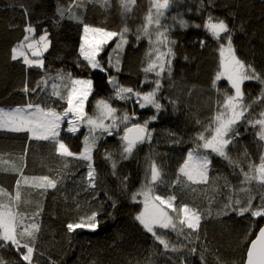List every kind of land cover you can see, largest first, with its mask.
Here are the masks:
<instances>
[{
  "label": "trees",
  "instance_id": "trees-1",
  "mask_svg": "<svg viewBox=\"0 0 264 264\" xmlns=\"http://www.w3.org/2000/svg\"><path fill=\"white\" fill-rule=\"evenodd\" d=\"M151 7L150 0H135L132 11L125 13L119 0H109V5H105L103 0H0V107L46 101L48 106L62 111L67 104L51 94L53 82L60 84L59 80L54 81L52 78L57 77L58 73H70L74 79L89 78L93 82V91L86 103L88 115L94 112L96 102L102 99L117 109V116L124 112L129 115L135 113V119L129 122L130 126L132 123L143 124L156 115V110L151 107L140 108L135 97L127 101L116 99L108 78L116 77L120 85L142 93L154 87L151 82L157 79L155 74H145L143 71L150 62L147 55L151 47L149 40L146 37L139 41L136 39L137 35H142L145 17ZM59 8H71V12H65L61 17ZM70 15L78 19L69 18ZM209 15L226 21L232 30L237 57L264 76V0H173L162 24L170 26L169 38L176 41L173 45L175 58L172 59L171 77L165 72L162 78L163 88L159 98L164 109L148 125L149 129L154 130L152 139L138 144L129 159L121 160L122 123L111 136L107 133L101 135L97 131L95 135L101 138L93 152L95 188L89 187L86 179L87 162L74 157L61 158L55 153L50 141L29 139L30 134L27 132L0 129V157H3L4 168L15 164L22 168L25 176L48 175L60 181L56 189L23 190L24 199L31 203L22 205V210L29 214L39 213L34 218L40 225V231L33 264H182L183 258L187 264H201V255L206 264H242L246 249L255 238L259 226L264 225V219H259L257 228L248 236L252 220L250 215H216L228 195L226 189L215 192L212 187L194 185L197 191L191 192L168 186L175 180L188 151L196 146L195 137L202 131V124L206 125L214 115L217 99H223L217 89L220 92L227 90L229 94L233 92L224 79L217 81L216 88H213L219 66V44L203 27ZM180 19L187 21L189 26L181 27ZM29 25L35 29L34 32L25 31ZM84 25L116 32L127 26L130 30L127 33L128 44L122 49L117 50V40L113 39L97 57L107 71L89 68L87 61L80 55ZM155 30L153 24L150 28L153 40L156 39ZM45 31L51 44L48 51L43 53V69L29 67L23 62L22 56L12 59L13 48L21 42L26 48L28 43L38 41ZM26 35L30 38L28 41H24ZM200 41L205 42L203 47ZM161 51L166 49L161 48ZM26 54L30 59H35L31 50H26ZM110 58L112 64L120 68L119 72L115 66H109ZM43 80H47V84H41L38 88V82ZM25 86L29 89L27 93L23 91ZM60 88L66 95L62 85ZM242 89L245 100L250 104L260 95L261 85L257 81H245ZM170 100L177 102L175 109ZM262 110L264 103L253 104L249 118L258 117ZM197 120L202 124H197ZM66 124L60 138L71 151L79 153L83 150L84 137L89 134V126L85 123L88 127L83 124L82 130L73 134L66 130ZM240 131L238 142L229 146V152L247 170L249 162L259 163L264 149L255 136V129L241 125ZM245 150L247 156L244 155ZM106 152L112 153L118 161L116 175H112L111 163L105 159ZM211 159L213 163L209 175L221 177L215 181V186H222L223 177H227L231 185L238 189L242 177L234 174L222 158L212 154ZM152 161L162 169L166 182L159 185L157 194L166 197L174 191L178 197L177 204H188L204 213L198 231L199 238L193 234L191 242L183 236L178 237L171 230H158L172 244L178 247L187 245L178 252L165 251L135 219L143 204L139 202V197L137 201L131 197L145 182L146 169ZM235 172L239 173V169ZM125 177L126 188L121 183ZM17 179H20L18 173L0 171V187L9 192H14ZM254 203H258V200ZM93 211L99 212L100 221L95 231L86 228L68 231L69 223H76ZM193 247L197 252L190 254L188 249ZM0 255L6 260H19L13 248L0 249ZM20 264L26 262L20 261Z\"/></svg>",
  "mask_w": 264,
  "mask_h": 264
},
{
  "label": "snow or ice",
  "instance_id": "snow-or-ice-1",
  "mask_svg": "<svg viewBox=\"0 0 264 264\" xmlns=\"http://www.w3.org/2000/svg\"><path fill=\"white\" fill-rule=\"evenodd\" d=\"M150 2L152 7L145 17L142 35H137L136 39L139 41L142 37H146L149 40L151 47L147 55L150 62L147 67L143 68V71L145 74H155L157 79L151 82L154 87H152L151 91L142 93L132 87L120 85L116 77L110 76L108 82L113 86L116 99L127 101L135 97V102L139 104L140 108H154L156 115L151 116L149 120H145L143 124L132 123L129 127V122L135 119V113L129 115L128 112H124L121 116H117V109L112 107L107 100H98L96 102V115L89 116L84 111V104L92 92V80L74 79L70 73L66 75L58 73L57 77L52 79L54 81L59 80L60 84L53 82L51 94L60 100L66 101V108L62 111H57L55 108L48 106L46 101L41 103L30 101L25 106L11 110L0 108V129L27 132L30 134L29 139L50 141L59 157H74L87 162L88 172L86 179L89 187L92 188L96 187L93 152L97 147L98 140L101 138L95 135L97 131L101 135L107 133L111 136L114 130L119 129V124H124V134L120 137L121 160L129 159L138 144L145 141L150 142L154 130L149 129L148 125L151 121L156 120L157 115L164 109V105L160 102L159 93L163 88V74L167 72L168 77L172 75L171 64L172 59L175 58L173 45L176 43L175 40L169 38L170 26L161 23L165 11L169 9L173 0H150ZM103 3L109 5V0H103ZM119 3L125 13H130L135 5V0H119ZM58 12L63 17L65 12H71V8H59ZM69 18L78 19V17L71 15ZM173 19L175 20L176 17H173ZM153 24L156 26L155 40L152 39L150 31ZM179 24L185 28L189 26L188 22L183 19L179 20ZM194 26L200 27V25ZM203 27L219 44V66L213 80V88H216L217 81L224 79L227 80L233 92L229 94L227 90L220 92L217 89L218 94L223 99H217L215 113L206 125L202 124L200 120L196 121L197 124H202V131L198 132L195 137L196 146L188 151L187 157L178 169L175 180L168 186L172 189L176 187H180L182 190L188 189L191 192L197 191V187H193L194 185L209 186L215 192H220L221 188L226 189L228 195L216 215L218 217L227 216L230 213H235L239 217H245L246 214L250 215L252 220L247 235L251 236L257 228L259 219H264V150H262L259 157V163L249 162L247 170H245L239 161L233 159L230 155L229 146L238 142V138L241 135V125H248L256 130L255 136L260 142V147L264 149V110L258 114V117L249 118L253 104L264 103V76H261L252 65L245 64L237 57L233 45L232 30L225 20L209 15ZM25 31L32 33L35 29L29 25ZM129 31L127 26L116 32L84 25L85 36L84 42L80 45V55L87 61L89 68L93 70L99 69L102 72L107 71L97 57L103 47L113 39L117 40V49H122L124 45L128 44L127 33ZM90 33L92 34L91 39L88 38ZM29 39L27 35L24 37V41ZM204 43V41H200L201 47L204 46ZM50 44L48 33L45 31L38 41L28 43L26 48L23 42L13 48L12 59L16 60L22 56L24 57L23 62L29 67L43 69V53L48 51ZM161 48L166 49V51H161ZM26 50H31V55L35 59H30L26 54ZM118 63L119 61H117ZM109 66H115L116 71H120L118 66L112 64L111 58ZM245 81H257L261 85L260 95L250 104L245 102V92L242 89ZM147 82L146 75L145 83ZM41 84L46 85L47 80L38 82L37 87L39 88ZM61 85L66 95L60 91ZM23 91L27 93L29 91L28 87L25 86ZM32 91H35V89ZM189 94H191V90ZM169 102L175 109L177 102L175 100H170ZM70 114L72 119L68 120L67 127L69 133L74 134L79 131L81 123H86L89 126V134L84 137L83 150L79 153L71 151L68 144L60 138L61 125L64 123L65 117ZM105 120H111V123L106 124ZM212 154L226 161L228 166L233 169L234 174L242 177L241 186L238 189L231 185L227 177H223L224 184L222 186H215V181L221 179V177H211L209 175L212 170ZM244 155H248L247 150H245ZM105 159L111 163L112 175H116L118 161L110 152L105 153ZM3 163V157H0V171L18 173L20 179L15 182L14 192H9L4 187H0V249L13 248L18 253L19 260H6L3 255H0V264H20V261H24L26 264H33L37 234L40 231V225L35 222L34 218L39 213L29 214L27 211L22 210V205L27 206L31 203V201L24 199L23 190L25 188L44 191L56 189L60 181L48 175L28 177L23 174L21 167L12 164L10 168L6 169L3 167ZM65 167H67V164H65ZM236 169H239V173L235 172ZM163 175L162 169L155 161H152L148 169H146L145 182L131 197L133 201H137V197H143L142 201H139L143 204V208L135 216V219L143 226L146 232L151 233L165 251L178 252L186 248L187 245L178 247L172 244L158 230H171L178 237L183 236L191 242L190 238L193 234H196L197 239L199 238L198 231L204 218V213L188 204H177L178 197L174 191L166 197L157 194L159 185L166 183ZM126 179L125 177L124 181L121 182L125 188L127 187ZM257 200L258 203H254ZM113 206H115V201H113ZM208 214H211L210 210ZM98 216L99 212L93 211L90 215L81 217L78 222L69 223L67 229L69 232L85 228L95 231L100 223ZM188 251L190 254H195L197 249L193 247L188 249ZM200 259L201 264H206L203 255H201ZM217 259L219 261V258ZM182 264H186L185 259H182ZM242 264H264V226H259L255 239H252L249 243Z\"/></svg>",
  "mask_w": 264,
  "mask_h": 264
},
{
  "label": "rangeland",
  "instance_id": "rangeland-1",
  "mask_svg": "<svg viewBox=\"0 0 264 264\" xmlns=\"http://www.w3.org/2000/svg\"><path fill=\"white\" fill-rule=\"evenodd\" d=\"M165 14H166V11H165ZM165 16V15H164ZM162 20H163V18H162ZM162 20H161V23H162ZM84 36H85V33H84ZM84 36H83V39H82V43L84 42ZM156 37V36H155ZM88 38L89 39H91L92 38V34L90 33L89 34V36H88ZM36 42V41H35ZM32 43H34V42H32ZM118 50V49H117ZM76 79H89V78H76ZM56 83V82H55ZM58 85H59V83H57ZM60 90H61V88H60ZM92 91H93V84H92ZM91 94H92V92H91ZM91 94L88 96V99H89V97L91 96ZM88 99H87V101H88ZM102 100V99H101ZM245 102L246 103H248L246 100H245ZM17 107H22V106H17ZM0 108H4L5 110H11V109H14V108H16V107H0ZM57 110V109H56ZM86 110V107L84 106V111ZM94 112L93 113H90L89 114V116H95L96 115V107H94ZM57 111H61V110H57ZM69 119H72V116H71V114L68 116V117H65V120H64V123L61 125V128H60V133H61V131H62V128H63V126H64V124L65 123H67L66 124V130H67V127H68V120ZM105 123L106 124H108V123H111V120H105ZM85 125V123H81V125H80V128H79V131H77L76 133H79L81 130H82V125ZM86 126V125H85ZM128 126H130L129 124H128ZM86 127H88V126H86ZM120 129H121V131L123 132V129H124V125L122 124V127H120ZM75 134V133H74ZM123 134H124V132H123ZM140 198V201H142V199H143V197H139ZM183 259H185V258H183ZM186 260V259H185ZM186 264H187V260H186Z\"/></svg>",
  "mask_w": 264,
  "mask_h": 264
},
{
  "label": "crops",
  "instance_id": "crops-1",
  "mask_svg": "<svg viewBox=\"0 0 264 264\" xmlns=\"http://www.w3.org/2000/svg\"><path fill=\"white\" fill-rule=\"evenodd\" d=\"M86 103H87V101H86L85 104H84L85 107H86ZM85 112H86V110H85Z\"/></svg>",
  "mask_w": 264,
  "mask_h": 264
},
{
  "label": "water",
  "instance_id": "water-1",
  "mask_svg": "<svg viewBox=\"0 0 264 264\" xmlns=\"http://www.w3.org/2000/svg\"><path fill=\"white\" fill-rule=\"evenodd\" d=\"M264 226V225H263ZM255 239V238H254Z\"/></svg>",
  "mask_w": 264,
  "mask_h": 264
}]
</instances>
